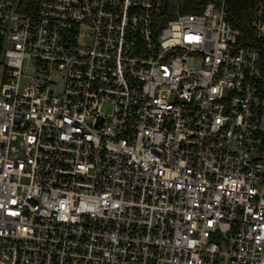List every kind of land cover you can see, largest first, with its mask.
I'll use <instances>...</instances> for the list:
<instances>
[{
  "label": "built area",
  "instance_id": "built-area-1",
  "mask_svg": "<svg viewBox=\"0 0 264 264\" xmlns=\"http://www.w3.org/2000/svg\"><path fill=\"white\" fill-rule=\"evenodd\" d=\"M182 5L0 0V264H264V0Z\"/></svg>",
  "mask_w": 264,
  "mask_h": 264
},
{
  "label": "trees",
  "instance_id": "trees-1",
  "mask_svg": "<svg viewBox=\"0 0 264 264\" xmlns=\"http://www.w3.org/2000/svg\"><path fill=\"white\" fill-rule=\"evenodd\" d=\"M228 20L245 33L250 30V18L254 7V0H225ZM180 11H198L195 6H179ZM166 16L168 14H165Z\"/></svg>",
  "mask_w": 264,
  "mask_h": 264
},
{
  "label": "rangeland",
  "instance_id": "rangeland-1",
  "mask_svg": "<svg viewBox=\"0 0 264 264\" xmlns=\"http://www.w3.org/2000/svg\"><path fill=\"white\" fill-rule=\"evenodd\" d=\"M183 0H164V4L166 7H173L175 11H180V8H178L179 6L182 5ZM31 67H32V62L30 61L26 67V69L24 70L26 72V74H31ZM26 78L22 79V82H26ZM56 82L57 84L61 83V78L57 77L56 78ZM56 88H59V86L57 85ZM23 181H25V179H23Z\"/></svg>",
  "mask_w": 264,
  "mask_h": 264
}]
</instances>
